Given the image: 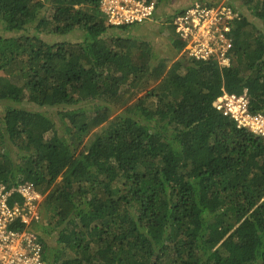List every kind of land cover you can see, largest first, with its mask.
Wrapping results in <instances>:
<instances>
[{
    "label": "trees",
    "instance_id": "trees-1",
    "mask_svg": "<svg viewBox=\"0 0 264 264\" xmlns=\"http://www.w3.org/2000/svg\"><path fill=\"white\" fill-rule=\"evenodd\" d=\"M238 1L256 21L221 67L178 39L156 61L102 0H0V184L45 196L46 264H264V139L215 108L247 89L264 113V0Z\"/></svg>",
    "mask_w": 264,
    "mask_h": 264
},
{
    "label": "built area",
    "instance_id": "built-area-1",
    "mask_svg": "<svg viewBox=\"0 0 264 264\" xmlns=\"http://www.w3.org/2000/svg\"><path fill=\"white\" fill-rule=\"evenodd\" d=\"M101 7L112 26H131L151 21L156 0H102ZM239 14L223 4L196 1L168 20L184 52L197 61L216 60L231 64L233 23ZM215 108L231 118L238 129H247L264 139V113L250 111L249 91L241 95L224 92ZM44 195L31 182L8 188L0 184V264H46L44 244L34 227L41 220Z\"/></svg>",
    "mask_w": 264,
    "mask_h": 264
},
{
    "label": "rangeland",
    "instance_id": "rangeland-1",
    "mask_svg": "<svg viewBox=\"0 0 264 264\" xmlns=\"http://www.w3.org/2000/svg\"><path fill=\"white\" fill-rule=\"evenodd\" d=\"M157 2V12L154 18L151 21H148L142 25L130 27L125 31L128 36L136 39L138 41L147 42L150 44L152 48V52L156 56V61L159 60H178L182 58L185 48L183 49V53L177 55L173 46V42L177 40L174 30L171 26H169L168 20L171 16L183 8H187L192 3L196 1H203L209 4H223L231 9L235 10L240 16L247 15L251 17V12L247 9V7L243 6L238 0H156ZM253 21H256L255 18L251 17ZM260 25L261 22H258ZM263 27V25H262ZM126 35V34H125ZM83 33L77 32L70 36H55L48 35L43 36L44 39L48 43H58L63 41H73L79 40L82 38ZM142 58L143 55L141 54ZM142 96V95H141ZM6 102H0V111H4L5 106H8ZM18 107H23L26 110L34 111V112H42L49 113L54 121L58 123L59 118L57 116L58 108H41L36 106L35 104L24 102L22 105H17ZM90 138V137H89ZM88 138V140H89ZM87 140V141H88ZM89 142V141H88ZM12 157L15 161L19 160L20 154L17 150L12 149ZM57 234H53L52 236L46 237L45 241L48 246H53L56 244Z\"/></svg>",
    "mask_w": 264,
    "mask_h": 264
}]
</instances>
